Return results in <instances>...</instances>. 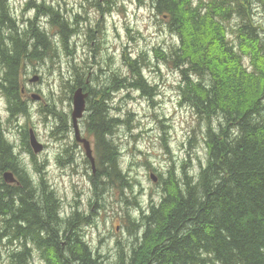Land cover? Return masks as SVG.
Listing matches in <instances>:
<instances>
[{
  "label": "trees",
  "instance_id": "obj_1",
  "mask_svg": "<svg viewBox=\"0 0 264 264\" xmlns=\"http://www.w3.org/2000/svg\"><path fill=\"white\" fill-rule=\"evenodd\" d=\"M88 1L90 9L100 13L115 5V0ZM137 1H146L178 42L166 51L153 49V54L178 72L181 104L206 123L204 165L194 172L191 159L183 160L165 172L161 189L155 193L157 203L151 196L146 209L137 205L135 196L134 202L128 203L132 182L119 167V149L112 138L115 128L124 121L110 114L106 91L135 90L150 98L155 86L143 77L144 58L132 59L122 53L126 74H113L111 79L106 76L100 84L93 73L89 78V71L73 75L66 81L70 88L61 99L70 101L78 88L87 95L82 132L92 141L95 160V171L91 170L89 180L94 176L95 191L102 186L118 189L121 202L137 208L140 220L132 222L134 229L126 240V246L133 245L125 250L117 242L119 248L108 259L84 241V233L79 230L85 221L82 214L61 216L60 202L44 179L40 180L41 189L31 196L13 185H3L2 173L9 170L28 189V178L15 165L16 157L3 134L0 244L7 240L11 247L22 237L34 240L41 264H264V23L255 21L256 7L264 16V0ZM26 7L38 12L23 26H17L7 0H0V89L10 104V116L16 113L29 118L19 87L24 67L50 56L52 33L41 27V18H48L62 46L75 35L81 17L74 15L68 21L44 2H27ZM207 32H211L208 42L204 40ZM244 38L250 49L247 56H239L237 49ZM212 43L222 57L224 78L206 57ZM246 57L251 62L250 69L244 66ZM234 81L242 85L233 90L231 101L228 94L222 99L221 93L225 95ZM89 87H100L102 91ZM55 108L54 103L50 105L51 115ZM22 137L26 142V130ZM25 149L31 153L27 144ZM95 197L98 198L96 193ZM22 249L12 247L7 263L29 264L32 249L25 244Z\"/></svg>",
  "mask_w": 264,
  "mask_h": 264
},
{
  "label": "rangeland",
  "instance_id": "obj_2",
  "mask_svg": "<svg viewBox=\"0 0 264 264\" xmlns=\"http://www.w3.org/2000/svg\"><path fill=\"white\" fill-rule=\"evenodd\" d=\"M32 1L38 5L42 2L51 5L68 21H72L74 15H79L81 20H77L79 23L76 24L75 35L60 46L59 37L56 31L50 28L48 18H41V27L52 33L51 43L49 42L51 49L48 50L50 56H44L38 64H29L25 72L21 73V86L30 90L27 93V106L31 113L29 118H19L17 122L20 128L26 131L28 128L34 130L43 145V151L34 157V163L30 160L27 162L24 172L31 183L38 185L37 191L41 189V179L48 183L60 202L59 209L63 218L69 215L73 217L75 212L83 214L85 221L80 225V229L84 233V241L94 252L112 259L116 247L119 248L117 242L125 250H129L133 245L132 243L126 246V240L134 229L132 222L140 216L139 211L121 202L118 189L102 186L95 191L92 188L95 186L94 176L89 180L91 168L89 164L86 165L81 144L73 148V153L75 150L79 151L80 162H74L73 158L70 165L64 168L55 164L56 152L64 145L61 142L53 144L52 138L55 139L59 135V114L62 113L50 115L40 111V107L39 112L35 113L33 111L38 104L29 101V97L40 93L44 100H52L57 110L68 114L71 100L61 98L66 95L65 90L70 88L67 87L68 83L65 84L66 81L74 78L73 75L80 76L89 71V78L93 73L100 84L106 76L111 79L113 74L127 73L123 66L122 53L132 59L143 57V77L149 85L155 86L150 98L135 90H120L114 93L106 91L107 101L112 108L110 114L124 121V124L115 128L112 138L119 149V167L132 182V192L127 193L128 203H133L132 197L135 196L137 205L143 209L149 205L150 196L154 203L158 202L155 193L161 189L164 174L171 166L176 167L177 164L183 163V160L191 159L192 169L197 172L199 165H204L206 123L203 124L189 107L181 104L177 89L178 72L154 57L153 49L166 51L175 47L178 42L168 33L146 1L138 3L137 0H115L114 9H106L100 13L90 9L88 0H7L17 26H23L37 14L38 11L33 7H26V3ZM255 9V21L264 23L261 8ZM22 10L24 13L21 15ZM231 25L234 26V23ZM210 35L211 32L204 35L206 42ZM249 49L247 38L242 39V44L237 49L239 56H247ZM206 57L210 60L212 68L224 78L220 65L222 57L216 52L213 43L208 46ZM227 66L233 65L227 63ZM244 66L251 68L247 57ZM220 71L223 75H220ZM35 76L38 80L30 82ZM241 85L237 81L229 84L226 94L221 93L222 99L228 94L231 101V93ZM249 87V84L246 85V91ZM89 88L102 91L100 87ZM103 89L107 90L106 87ZM5 105V99L0 95L1 129L5 131L7 128L6 143L14 146L11 152L19 153L20 136L16 137L18 125L14 122L6 123L9 112L4 111ZM127 114H131L130 117ZM83 118L80 126L85 131ZM53 120L57 122L54 123ZM49 122L53 123L46 127ZM63 123L69 128V119L64 115ZM54 124L57 128L53 127ZM70 138L73 145L72 135ZM90 142L92 144V141ZM73 153L72 156L76 154ZM20 158L24 159L21 152ZM6 243L7 240H4L0 244V264H8L7 258L13 251ZM11 246H15V243ZM35 255L39 260L38 254Z\"/></svg>",
  "mask_w": 264,
  "mask_h": 264
},
{
  "label": "flooded vegetation",
  "instance_id": "obj_3",
  "mask_svg": "<svg viewBox=\"0 0 264 264\" xmlns=\"http://www.w3.org/2000/svg\"><path fill=\"white\" fill-rule=\"evenodd\" d=\"M39 62H35V64H38ZM29 65V64H28ZM27 65V66H28ZM26 70V66L24 67V69H23V71H25ZM0 71H1V66H0ZM19 90H20V93H21V96H22V99L23 100H26V102H27V93L28 92H30V90H26L25 89V87H19ZM1 91L2 92H4L3 91V89H2V87H1ZM38 94V93H37ZM39 96H40V93L38 94ZM37 97V96H36ZM30 99H32V97L30 96L29 97ZM38 102H37V106L35 107V109H34V111L33 112H35V113H38L39 112V110L40 111H44V113H49L50 114V110H48L49 109V107H50V105L51 104H53L54 102L52 101V100H44L43 99V97L42 96H40V98L38 97ZM69 106V111H68V114H66L63 110H57L56 108L53 110V113L55 114V113H57V112H60V113H62V114H59V124H60V128H58V132H59V135H58V137L56 138L55 137V139H53L52 138V140H54V143L53 144H56V143H62L64 146H60L59 147V149L57 150V152H56V157H55V164H57L59 167H67V166H69L70 165V163L72 162V160H73V158H74V162L76 161V162H80L79 161V159H80V157H79V151H77V150H75V152L74 153H76V154H74L73 153V148L76 146V145H79V144H81L80 142H78L76 139H74L73 138V141H74V143H73V145H72V139L70 138V135H72V137H73V133H72V122H71V104L70 105H68ZM28 107V106H27ZM41 109H40V108ZM29 108V107H28ZM38 108H39V110H38ZM4 111L6 112V113H8V111H9V105H8V103L6 104V107H5V109H4ZM51 115V114H50ZM63 115L64 116H66V117H68V119H69V122H70V125H69V128L67 127V126H65L64 125V123H63ZM21 116H18V115H16V113H14V115H13V118L15 119V120H17L18 118H20ZM57 117V116H56ZM52 119V118H51ZM67 120V119H66ZM54 121V123L55 122H57V121H55V120H53ZM68 122V121H67ZM81 122V121H80ZM53 122H49V125H46V127H50L51 126V124H52ZM18 126H17V129H18V132H17V135H16V137H18V136H20V141H19V150H20V152L23 154V157H24V159H22V158H20V152L19 153H14V156L16 157V160H15V165L18 167V168H22V170L24 171V169H25V167L27 166V162H29V160L32 162V163H34L35 162V160H36V158H34L36 155H38V154H40V153H35L34 152V149H33V147L31 146V144H30V132H31V128H28V130H27V132H26V135H27V141L25 142V140L23 139V133H24V129H22V128H20V125L19 124H17ZM53 127L54 128H57V125L56 124H54L53 125ZM33 130V129H32ZM5 132H6V130H5ZM4 132L2 131V129H1V126H0V136H1V134H3ZM33 133H34V135H35V137H36V139L38 140V135L33 131ZM52 134V133H51ZM4 139L7 137L6 136V134L4 133ZM29 138V139H28ZM80 138H81V136H80ZM39 141V140H38ZM6 143V142H5ZM7 144V143H6ZM27 144V146L29 147V149H30V151H31V153H29V152H27V150L25 149V145ZM1 146V145H0ZM10 146V145H9ZM81 146H82V144H81ZM3 147V146H2ZM14 146L13 145H11V148H13ZM32 149V150H31ZM69 152V154L67 155V153ZM72 153L74 154V156H72ZM65 156V157H64ZM38 158H40V157H38ZM24 163V164H22V162ZM85 162H86V165L88 164V160L87 159H85ZM44 163L45 164H47V162L46 161H44ZM8 167V166H7ZM6 167V168H7ZM5 169V168H4ZM6 172H9V170H7ZM17 174H18V172H16ZM11 174H12V176L9 178L10 179V182H6L5 180L3 181L4 183H3V185H11V184H13V186H15V187H18L19 189H21V192L23 193V194H26L27 196H31L30 194L31 193H36L37 192V189H38V185L37 184H34V183H31L29 180H28V189H27V187L26 186H24V185H22L19 181H18V177L14 174V173H12L11 172ZM20 177H22V175L20 174ZM1 181H2V178H0V183H1ZM22 181L24 182V183H26L25 182V179H22ZM83 215V214H82ZM22 227H24V226H22ZM80 231H81V233H82V230L81 229H79ZM26 245V247L27 248H29L30 250L32 249V253H31V257H30V263L29 264H31V262L33 263V264H35L36 262H40L39 260H38V258H37V256L35 255V253H37V250L35 249V247H34V240H30V239H25V238H23L22 237V239L20 240V241H18L15 245L17 246V248L19 249V250H21V251H23V249H22V247H23V245ZM11 247H14V246H11Z\"/></svg>",
  "mask_w": 264,
  "mask_h": 264
},
{
  "label": "water",
  "instance_id": "obj_4",
  "mask_svg": "<svg viewBox=\"0 0 264 264\" xmlns=\"http://www.w3.org/2000/svg\"><path fill=\"white\" fill-rule=\"evenodd\" d=\"M36 79H33L35 81ZM87 95L82 93V89H77L72 96V112H71V122H72V128L74 130V137L75 139L83 144V148L85 150V156L89 160L92 168V172L94 173V159L92 157V151L91 146L89 142L86 139L80 138V132L78 128V121L82 118L84 112H85V99ZM38 98V97H37ZM30 143L31 146L34 149L35 153H39L42 151L43 147L40 143H38L34 136H30ZM5 181L10 182V175L5 174ZM153 179V178H152ZM155 180V179H153Z\"/></svg>",
  "mask_w": 264,
  "mask_h": 264
},
{
  "label": "bare ground",
  "instance_id": "obj_5",
  "mask_svg": "<svg viewBox=\"0 0 264 264\" xmlns=\"http://www.w3.org/2000/svg\"><path fill=\"white\" fill-rule=\"evenodd\" d=\"M29 111H31L30 109H28V114H30V112ZM20 118H24V117H20ZM19 119V118H18ZM18 119L17 120H15L14 118H13V116L11 117L10 116V113H9V115H8V118H7V120H6V122H14V123H16V124H18L19 122H17L18 121ZM4 138V137H3ZM4 141H6V142H8V140L5 138V140ZM11 146V145H10ZM8 172H6V171H4L3 173H2V178L4 179L5 177H4V175L5 174H7ZM2 179V180H3ZM153 180V179H152ZM154 182H155V180H153ZM37 254H38V251H37ZM38 257H39V255H38Z\"/></svg>",
  "mask_w": 264,
  "mask_h": 264
}]
</instances>
